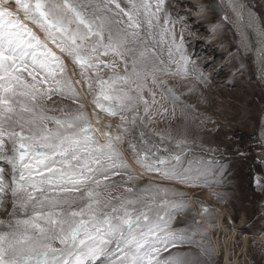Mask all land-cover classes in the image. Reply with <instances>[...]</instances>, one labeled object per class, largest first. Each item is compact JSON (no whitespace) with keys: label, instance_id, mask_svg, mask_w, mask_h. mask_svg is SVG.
Here are the masks:
<instances>
[{"label":"snow or ice","instance_id":"1","mask_svg":"<svg viewBox=\"0 0 264 264\" xmlns=\"http://www.w3.org/2000/svg\"><path fill=\"white\" fill-rule=\"evenodd\" d=\"M165 7V0H0V161L11 166L9 178L0 167V264H188L168 251L187 239L172 232L168 211L184 201L158 199V186L151 197L132 187L108 191L112 176L132 170L125 151L180 183L213 173L214 161L192 154L186 140L177 141L179 151L161 150L147 135L166 71L148 41ZM165 34L168 61L179 70L172 48L181 52L183 35L177 43L174 29ZM54 96L75 108L49 107Z\"/></svg>","mask_w":264,"mask_h":264},{"label":"rangeland","instance_id":"2","mask_svg":"<svg viewBox=\"0 0 264 264\" xmlns=\"http://www.w3.org/2000/svg\"><path fill=\"white\" fill-rule=\"evenodd\" d=\"M232 1L242 3L244 16L256 27L257 47L252 44V33L246 38L241 35L229 0H188L181 10L177 0H165L161 21L148 41L166 68L155 88L154 118L146 122L151 144L179 151L177 141L186 140L192 154L214 161L213 173L193 183H180L146 171L125 151L132 170L110 178L115 188L108 191L115 194L122 195L124 188L132 187L137 195L151 197L158 186V199L184 201L182 208L168 211L172 213V232L187 239L174 240L168 251L188 264H264V79L257 53V49L264 50V0ZM119 2L127 4V0ZM164 19L169 23L164 24ZM165 28L174 29L177 43L183 35L181 52L172 48L179 70L168 61L172 38L170 34L161 38ZM181 54L187 57L186 62L181 61ZM85 93L86 89L81 102L91 112V95ZM146 96L151 102V96ZM53 101L49 107L75 108L63 96H54ZM140 130L129 137L138 138ZM157 133L164 137L163 142L156 138ZM7 147L11 154L10 145ZM121 147L127 149V144ZM160 154L164 155L163 151ZM0 164L9 178L11 166L3 161ZM129 175L134 181H128ZM146 187L151 190L139 191ZM163 189H168L166 197ZM8 203L10 208V197ZM5 218L0 212V219ZM55 246L60 247L58 243ZM98 264H107V260L101 258Z\"/></svg>","mask_w":264,"mask_h":264},{"label":"bare ground","instance_id":"3","mask_svg":"<svg viewBox=\"0 0 264 264\" xmlns=\"http://www.w3.org/2000/svg\"><path fill=\"white\" fill-rule=\"evenodd\" d=\"M178 1V5H179V9L181 10L182 6L185 5L186 2H188V0H177ZM194 3V1L196 0H190ZM230 4H231V7H232V10H234V12L236 13V18H237V27L239 28L240 32H241V35L243 37H247V34L248 33H252L254 35V39H253V45H255L257 47L258 43H259V36H258V31L256 29L255 26H253L252 24H250L246 17L244 16L245 15V12L243 11V6H242V3L240 5L238 4H233L232 0H229ZM182 3V4H181ZM196 4V3H195ZM155 39V38H154ZM257 53H258V62L260 64V74L262 76V78L264 79V50H260V49H257ZM1 166V164H0Z\"/></svg>","mask_w":264,"mask_h":264}]
</instances>
